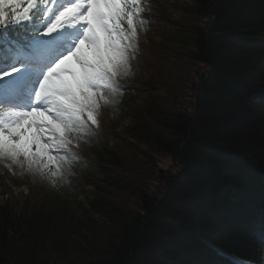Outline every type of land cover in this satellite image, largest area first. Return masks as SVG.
Listing matches in <instances>:
<instances>
[{"label": "trees", "instance_id": "16d2710c", "mask_svg": "<svg viewBox=\"0 0 264 264\" xmlns=\"http://www.w3.org/2000/svg\"><path fill=\"white\" fill-rule=\"evenodd\" d=\"M54 1L0 26V60L31 46ZM124 6L125 16L138 13L136 0ZM175 6L177 15L158 17L160 38L139 40L143 100L90 159L91 196L71 200L78 217L21 211L0 177V264H264V0ZM119 16L100 48L131 33Z\"/></svg>", "mask_w": 264, "mask_h": 264}, {"label": "rangeland", "instance_id": "374dc122", "mask_svg": "<svg viewBox=\"0 0 264 264\" xmlns=\"http://www.w3.org/2000/svg\"><path fill=\"white\" fill-rule=\"evenodd\" d=\"M145 1L142 0V4H139L138 13L135 15L137 25L135 29H131L130 34L116 37L115 42L105 40L103 48L93 44L90 53L97 66H78L81 70H86L87 80L84 84L79 83V76L74 75L77 69H72L73 73L60 75L70 81L72 86H61L57 89L59 100L62 101L59 102L57 110L50 102L43 109L50 112L55 120L37 121L41 125L38 135H47L48 145L41 147L37 144V152L29 154L17 144H6L5 131L11 135V126L23 123L28 116L16 123L10 122L13 113L9 110L1 115L4 120L0 123V177L6 179L8 189L14 192L21 211L28 212L36 208L40 212L47 211L58 215L68 211L64 208H69V215L77 216V209L71 200L75 197L86 200L90 198L91 184L86 176L97 174L90 159L116 141L114 129L122 132L131 121L127 111L133 108V104H140L143 100V93L138 89V78L145 74L140 64L142 55L139 52L144 49L139 47V40L144 33L161 37L160 30L165 20H159L158 17L164 11L177 15L175 0ZM146 9L153 13L146 14ZM141 12L148 17L143 23L140 22ZM75 30L77 29L72 31ZM42 48L43 40H40L33 53L39 56ZM51 54L48 50L45 56L51 57ZM26 55L32 57L29 53ZM65 56L67 55L61 58ZM14 70L12 65L1 76L5 77L4 73H13ZM39 78V75L35 78V84ZM161 93L165 94L166 91ZM60 108L63 111H58ZM39 109L41 108H35L33 112ZM23 132L37 135L27 127ZM63 137L78 143L80 151H72L69 146L63 145ZM1 190L0 182V206L4 203ZM62 201L67 206L64 207Z\"/></svg>", "mask_w": 264, "mask_h": 264}, {"label": "snow or ice", "instance_id": "6c2138e0", "mask_svg": "<svg viewBox=\"0 0 264 264\" xmlns=\"http://www.w3.org/2000/svg\"><path fill=\"white\" fill-rule=\"evenodd\" d=\"M136 2L142 4V0H136ZM40 3V0H0V9L3 14L0 15V26H7L10 23H19L25 20L31 19L33 9ZM83 3V7L81 6ZM109 0H104L103 3H98L97 0H76L72 5H69L66 9L62 10L58 19L50 25L45 34H51L58 30L63 24L67 23L70 19L74 20L76 15L83 14L81 23L88 22L92 25L88 29L89 34L96 32L100 35H106L104 25L107 24L109 28L112 27V17L117 13L120 14L118 18L127 20V23L136 28L137 20L135 14L131 16H125L128 9L125 8V0H111L112 6H108ZM90 8V10H87ZM140 22L147 21L148 17L141 12ZM123 27V25H121ZM86 40L80 42V46L71 52L69 55L60 59L55 66L48 72L44 79L40 93L43 95L45 91H55L59 87H71L70 81L60 77V73L70 72L72 69H77L74 75L79 76V83L84 84L87 80L86 70H81L78 66L80 61L78 56L83 52L85 48ZM11 73H4V75H10ZM2 78V77H0ZM94 91V89H93ZM127 91V89H125ZM55 120L50 112H45L43 109H39L35 112L28 114V119L21 124L11 126V135L8 131H5V143L12 142L17 144L18 147L24 150L26 153L37 152V144L41 147L48 145L47 135H38L40 124L37 121ZM27 127L32 129L37 135H29L23 132V129ZM23 137V138H21ZM54 155V153H52Z\"/></svg>", "mask_w": 264, "mask_h": 264}, {"label": "bare ground", "instance_id": "6f19581e", "mask_svg": "<svg viewBox=\"0 0 264 264\" xmlns=\"http://www.w3.org/2000/svg\"><path fill=\"white\" fill-rule=\"evenodd\" d=\"M27 53H25L24 55H26ZM29 57V56H28Z\"/></svg>", "mask_w": 264, "mask_h": 264}]
</instances>
